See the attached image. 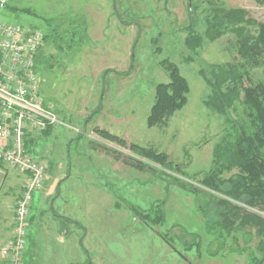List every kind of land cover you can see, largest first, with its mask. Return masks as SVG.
<instances>
[{
  "label": "rangeland",
  "instance_id": "1",
  "mask_svg": "<svg viewBox=\"0 0 264 264\" xmlns=\"http://www.w3.org/2000/svg\"><path fill=\"white\" fill-rule=\"evenodd\" d=\"M4 2L1 23L45 33L46 22H76L85 30L82 44L77 37L69 52L45 45L51 69L36 66L40 98L59 124L34 144L33 154L45 164L46 177L33 200L27 228L36 255L24 256L25 244L21 264L30 258L43 263L48 257L55 264H247L232 243L220 255L209 256L215 243L194 195L173 183L176 174L138 157L130 146L165 154L185 179H200L210 170L224 122L203 104L210 89L199 71L234 63L236 40L226 34L215 42L204 41L194 53L184 46V29L192 19L199 21L200 30L212 7L242 9L247 18L264 25V5L255 0ZM163 61L177 66L190 91L183 109L148 128L155 86L168 82ZM262 69L249 70L251 82L261 78ZM158 205L165 209L162 225L152 223L151 216L145 218ZM180 231L201 237L199 254L185 250L176 239L168 243L163 238ZM244 240L239 235V247H255L253 237L246 246Z\"/></svg>",
  "mask_w": 264,
  "mask_h": 264
},
{
  "label": "trees",
  "instance_id": "2",
  "mask_svg": "<svg viewBox=\"0 0 264 264\" xmlns=\"http://www.w3.org/2000/svg\"><path fill=\"white\" fill-rule=\"evenodd\" d=\"M255 1L264 5V0ZM212 8L202 21L201 32L199 21L193 23L192 19L184 29V46L194 53L203 46L204 41L215 42L226 34L233 35L236 40L237 57L234 63L212 64L199 71L210 89L203 104L223 117L224 122L223 135L212 151L210 170L200 179H185L165 154L136 145H131L130 150L138 157L160 166V170L176 174L172 175L173 183L194 195L195 206L205 219L206 232L212 233L211 243H215V250L209 248L207 251L208 254L210 252L209 256H218L232 245L240 254L244 253L247 264H264V25L247 18L242 9ZM46 24L48 30L43 33V45L35 56V74L38 63L51 69V57L43 54L45 45L51 44L56 50L69 52L77 37L79 45L85 37L83 25L81 28L76 22ZM161 65L168 74V82L155 86L153 104L146 119L148 128L163 124L183 109L190 91L187 80L176 65L168 61L161 62ZM260 67L263 68L261 78L251 82L249 70ZM246 82H249L248 86ZM52 129L49 127L41 135L27 138L24 142L26 152L33 154L36 138L50 135ZM96 131L103 138L115 140L105 131ZM0 168L7 169L1 163ZM133 212L141 218L145 217L142 211ZM149 216L152 223L162 225L165 222L164 206L158 205L145 218ZM31 223L30 216L28 226ZM176 234L172 232L163 235V238L168 243L176 239L185 250L194 249L199 254L202 243L200 236H188L183 231ZM239 235L245 239L244 246L253 237L255 247L252 250H249L250 247H239ZM186 238L189 240L186 241Z\"/></svg>",
  "mask_w": 264,
  "mask_h": 264
},
{
  "label": "built area",
  "instance_id": "3",
  "mask_svg": "<svg viewBox=\"0 0 264 264\" xmlns=\"http://www.w3.org/2000/svg\"><path fill=\"white\" fill-rule=\"evenodd\" d=\"M43 35L35 27L0 22V163L26 175L13 209V235L0 245L6 264H21L33 198L46 177L45 164L26 152L24 142L59 124L40 98L34 72Z\"/></svg>",
  "mask_w": 264,
  "mask_h": 264
},
{
  "label": "crops",
  "instance_id": "4",
  "mask_svg": "<svg viewBox=\"0 0 264 264\" xmlns=\"http://www.w3.org/2000/svg\"><path fill=\"white\" fill-rule=\"evenodd\" d=\"M42 137H46V136H39L36 138V140ZM25 179H26L25 174H22L15 170H10V169L5 170L3 168H0V245L7 242L11 236V231L14 226L13 209L15 202L21 193L22 185ZM42 188L39 191H41ZM64 228L65 231H68L67 227ZM58 239L60 240L59 237ZM28 241H29V236L27 235L26 242L28 243ZM27 243H26V250L24 252V256L25 254L26 255L28 254V257L36 255V253L33 251L34 243L33 242L31 243L29 241L28 246ZM0 264H6V263L2 259H0ZM24 264H55V260L52 257L51 258L48 257L45 260H43V263H41V261L36 258L35 259L30 258L28 263L27 261H24Z\"/></svg>",
  "mask_w": 264,
  "mask_h": 264
}]
</instances>
